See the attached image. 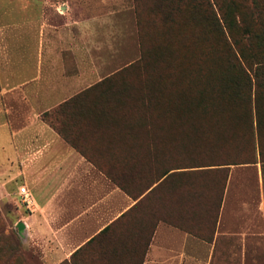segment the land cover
I'll use <instances>...</instances> for the list:
<instances>
[{
  "label": "crops",
  "instance_id": "0c3cea01",
  "mask_svg": "<svg viewBox=\"0 0 264 264\" xmlns=\"http://www.w3.org/2000/svg\"><path fill=\"white\" fill-rule=\"evenodd\" d=\"M66 10L50 0H0V154L12 153L13 179L28 197L24 243L41 264H233L215 250L229 233L221 215L209 243L154 224L150 204L136 206L143 195L133 200L99 170L125 168L130 183L146 178L142 167L132 169L143 162L133 155L140 147L122 142L127 132L84 127L81 106L95 103L86 92L102 80L91 43L101 23L69 19ZM86 57L87 67L79 64ZM65 102L76 106V119L59 133L40 116ZM237 235L244 248L245 234Z\"/></svg>",
  "mask_w": 264,
  "mask_h": 264
},
{
  "label": "rangeland",
  "instance_id": "374dc122",
  "mask_svg": "<svg viewBox=\"0 0 264 264\" xmlns=\"http://www.w3.org/2000/svg\"><path fill=\"white\" fill-rule=\"evenodd\" d=\"M50 1L56 7L58 4L67 5L66 12L69 14V19L100 18V32L95 34L94 40L91 41L94 44V64L101 71L102 81L115 73L116 75L96 86L93 91L86 92V100L93 99L95 103L81 106L80 114L85 115L84 118L88 120L84 127L111 130L121 134L128 133V137H123L122 142L130 139L134 146L140 147L133 155L138 161H143L140 165L146 175L143 183L152 178L154 169L161 164L170 167L190 158L194 161H205L212 155L216 160L230 159L231 149L228 148V143L235 142L237 146H241L243 143L248 144L250 138V143L254 147L255 161L228 169L211 240L221 215L220 228L229 233L222 237L224 239L219 242L221 245L216 246L217 253L227 257L233 264H242L241 259H244V264H264V163L259 161L257 155V139L263 142L264 150V136L256 137L253 89H250L249 101L245 108L238 106L239 108L236 107L233 112L219 117V123L214 125L213 131L208 134L210 139L216 141L215 147L209 146L210 148L207 141L209 137L202 136L199 138L198 146H191L190 141L179 131L160 128L157 123L153 127H148L147 121H151L149 120L151 118L146 117L144 110L140 108V103L125 102V105L119 106L115 105L116 103L112 101L115 99L111 98L113 86L115 90L123 82L130 90L131 99H136L139 96L137 89L139 86L141 89V85L147 79L144 75L147 65H154L156 73L165 70L164 61L159 59L160 51L164 46L168 47L167 61H172L174 52L176 55H182L183 46L187 56H196L198 51L206 54L213 45L219 48L218 34L212 29L205 2L203 0ZM218 1L221 6L227 3L226 0ZM208 2L212 4V0ZM235 4L230 8L234 11L236 7L238 11L237 3ZM212 8L216 13L215 8L213 6ZM53 19L54 24L62 25L55 14ZM111 27H114V30ZM71 37L74 45L76 35L72 33ZM64 59L70 62L71 57ZM154 59L157 60L156 63ZM88 62L86 57L84 63L79 62V64L87 67ZM152 78L150 76V79ZM121 99L126 100L125 97ZM75 108L76 106H69L63 113H58L57 117L50 114L47 121L62 129L68 128L69 122L76 119ZM258 109L260 115L263 113L264 119V90ZM262 122L259 124L264 125V120ZM232 129H236L238 133L236 140L227 135ZM263 132L260 125L258 133L263 135ZM241 150L247 152V148L241 147L239 151ZM250 152L248 148V154ZM148 154L153 156L149 155L150 163L146 157ZM0 155L1 165L4 161L6 164L10 162L8 167H0V264H41L35 250L24 243L23 230L19 231L16 227L25 216L26 203L17 195L19 182L14 180L12 175V153ZM245 156L241 155L239 158L243 159ZM138 168V162H133L132 169L138 170ZM216 179L217 177L212 175L204 182L212 190L213 187H218ZM163 193L165 195V189L162 190L161 194ZM167 194L164 202L168 205L174 203L177 205L181 197L179 190ZM195 204L194 212L186 214L184 218L188 223L194 224L198 233L207 236L210 234L213 212L203 210L197 203ZM159 210L162 211L159 217H162L164 208ZM151 227L152 224L147 225L148 232ZM238 232L245 234L244 248L241 247Z\"/></svg>",
  "mask_w": 264,
  "mask_h": 264
},
{
  "label": "trees",
  "instance_id": "16d2710c",
  "mask_svg": "<svg viewBox=\"0 0 264 264\" xmlns=\"http://www.w3.org/2000/svg\"><path fill=\"white\" fill-rule=\"evenodd\" d=\"M203 1L206 4L212 29L218 34L219 48L213 45L206 54L198 51L196 56H187L183 46L182 55H176L174 52L172 61H167L168 47L164 46L160 51L159 59L164 61L165 70L156 73L154 65H147V71L144 73L147 83L145 84V81L142 85L140 84L141 89L139 86L136 91L139 96L132 100L130 90L122 82L115 90L113 86L111 98L115 100L112 101L119 106L125 105V102L140 103V108L144 110L146 117L151 118L149 120L152 122L147 121L148 127H153L157 123L160 128L179 131L190 141L191 146H198L200 137H209L207 141L210 148L209 146L215 147L216 141L210 139L208 134L213 131L214 125L219 123V117L233 112L238 106L245 108L249 101L250 89H253L256 107L254 117L256 137L264 136V132L263 135L258 133L260 125L264 131V125L259 124L264 120L263 113L260 115L258 109L264 90V0H226L227 3L224 6H221L218 0H212V4L208 0ZM235 3H237L238 11L236 7L234 11L230 8L231 5H236ZM212 6L216 13L213 12ZM157 60L154 59L155 63ZM115 75L116 73L105 81L112 79ZM150 76L153 78L150 79ZM105 81L101 80L96 86ZM122 97L126 100L121 99ZM70 103H62L42 113L41 120L60 133L62 129L48 122L47 118L50 114L56 116L58 113H63L69 108ZM237 134L236 129L227 132V135L234 137L235 140ZM239 146L235 142L228 143L231 157L227 160H216L212 155L205 161H194L190 158L170 167L161 164L154 169L152 178L143 184L127 182L124 177L125 168L110 171L99 168V170L133 200L143 195L136 206L143 203L150 204L154 224L157 221H163L209 243L228 169L255 161L254 147L250 143V138L248 144L243 143ZM241 147L247 148V152L239 151ZM248 148L251 151L250 154H248ZM149 155L153 157L152 154L146 155L148 163H150ZM241 155L246 156L241 159L239 158ZM257 155L259 161L264 163L263 142L258 139ZM138 171H141L140 167ZM212 175L217 177L218 187H213L211 190L204 180ZM164 189L165 195L164 193L162 195L161 192ZM178 190L181 193L178 204H166L164 202L167 198L166 194L178 192ZM210 193H212L211 196H209ZM195 203L203 210L213 212L211 230L207 236L198 233L194 224L188 223V220L184 218L186 214L194 212ZM162 207L164 213L161 214L162 217H159V213L162 212L159 208Z\"/></svg>",
  "mask_w": 264,
  "mask_h": 264
},
{
  "label": "built area",
  "instance_id": "2783aa9c",
  "mask_svg": "<svg viewBox=\"0 0 264 264\" xmlns=\"http://www.w3.org/2000/svg\"><path fill=\"white\" fill-rule=\"evenodd\" d=\"M19 194L22 196V202L28 204V197L24 187L19 188Z\"/></svg>",
  "mask_w": 264,
  "mask_h": 264
},
{
  "label": "water",
  "instance_id": "95a60500",
  "mask_svg": "<svg viewBox=\"0 0 264 264\" xmlns=\"http://www.w3.org/2000/svg\"><path fill=\"white\" fill-rule=\"evenodd\" d=\"M16 227L19 231L23 229L22 223H18Z\"/></svg>",
  "mask_w": 264,
  "mask_h": 264
}]
</instances>
